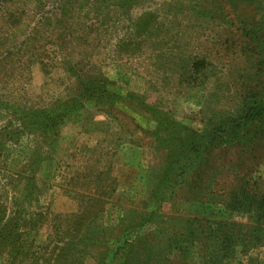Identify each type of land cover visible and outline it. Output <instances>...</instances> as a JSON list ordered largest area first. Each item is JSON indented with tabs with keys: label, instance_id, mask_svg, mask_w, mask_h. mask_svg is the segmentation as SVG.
<instances>
[{
	"label": "rangeland",
	"instance_id": "obj_1",
	"mask_svg": "<svg viewBox=\"0 0 264 264\" xmlns=\"http://www.w3.org/2000/svg\"><path fill=\"white\" fill-rule=\"evenodd\" d=\"M263 57L264 0H0V264H264V137L194 138Z\"/></svg>",
	"mask_w": 264,
	"mask_h": 264
},
{
	"label": "trees",
	"instance_id": "obj_2",
	"mask_svg": "<svg viewBox=\"0 0 264 264\" xmlns=\"http://www.w3.org/2000/svg\"><path fill=\"white\" fill-rule=\"evenodd\" d=\"M261 67L264 66V57L259 61ZM258 66L257 74L261 71V67ZM263 84V85H262ZM259 88L256 90L248 91L245 96L240 95L242 98L237 102L238 107L236 110L230 112L229 122L230 126H223V123L220 122L216 128L213 126V131L205 130L201 134H197L195 139H202L205 134H212L210 142H214L216 145L222 142H229L232 140L236 144L248 143L261 139L264 137V81ZM258 87V86H257ZM239 97V98H240ZM250 121L257 120V125H251ZM231 135V136H230ZM184 158V157H183ZM231 192V207L238 208L240 205L247 206L244 208L246 212H252L255 219L256 225H253V229L250 228V235L254 239L255 244L263 241L262 228H261V219L264 220V196L263 194L257 195V193L251 195L239 196V192ZM222 223V222H221ZM259 223V224H258ZM261 223V224H260ZM223 224L229 225L227 221H223ZM241 226V225H240ZM216 228L211 227V231L214 232ZM232 238L240 240L247 239V235L244 237H239V233L235 228L227 229L222 232V237L220 239L223 241L222 247L224 249H229L231 244L228 242L232 241ZM242 238V239H241ZM221 247V248H222ZM210 259L207 262L213 263L215 259L211 257L209 252ZM219 260V259H217ZM221 260V258H220Z\"/></svg>",
	"mask_w": 264,
	"mask_h": 264
}]
</instances>
